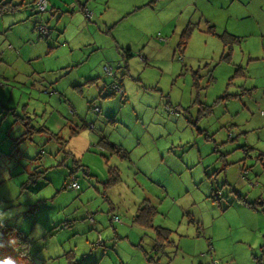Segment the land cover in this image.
<instances>
[{
	"label": "rangeland",
	"instance_id": "374dc122",
	"mask_svg": "<svg viewBox=\"0 0 264 264\" xmlns=\"http://www.w3.org/2000/svg\"><path fill=\"white\" fill-rule=\"evenodd\" d=\"M73 1L58 0L56 17L52 0L0 12V242L11 264H228V182L241 168L246 191L264 184V156L240 146L264 124V0H112L125 11L108 25L90 9L75 17ZM39 23L51 29L41 48ZM225 30L240 41L224 46ZM152 210V226L136 223Z\"/></svg>",
	"mask_w": 264,
	"mask_h": 264
},
{
	"label": "crops",
	"instance_id": "0c3cea01",
	"mask_svg": "<svg viewBox=\"0 0 264 264\" xmlns=\"http://www.w3.org/2000/svg\"><path fill=\"white\" fill-rule=\"evenodd\" d=\"M34 0H31L30 2H33ZM103 2H99V0H74L71 4V11L74 13L73 15L79 16L83 21L84 17L82 14L83 9L88 8L95 13L92 17H90L91 21L93 22L95 15H97V19L94 20V22H100L102 23V17L106 18V21L103 22L105 25H108L109 23H113L114 18H111V13L114 15V12L112 10H116L117 8L122 9V11H125V8L123 5L120 4V2H113L112 0H101ZM126 2H129L130 0H123ZM155 1V0H154ZM161 1V0H159ZM188 5L197 7L199 5H208L212 4L215 9H222L224 8L223 4H219L220 0H184ZM228 3L234 0H224ZM239 1V0H238ZM25 0H19L16 3H11V8L4 10L12 12L13 10H21L22 13L24 10L32 9V7L28 8V5ZM245 3V2H244ZM248 3V2H247ZM264 3V2H263ZM9 4V3H8ZM113 4V5H112ZM217 4V6H215ZM68 6L70 4H67ZM130 6V4L126 5V9ZM137 8V7H135ZM67 11V10H66ZM2 12V11H1ZM62 12V8L59 5L58 0H52V11H51V17H56L59 15V13ZM71 12V13H72ZM129 14V13H126ZM24 14H22L23 16ZM233 14L229 13V17H231ZM21 17V16H20ZM205 17H207L205 15ZM241 17V16H240ZM41 18L44 21V18L41 16ZM239 19V16H238ZM207 21L209 19L207 18ZM188 23H192L190 20ZM187 25V24H186ZM185 25V26H186ZM185 26L182 28V30L185 28ZM258 28L260 29L261 26L258 24ZM264 29V27H262ZM226 29L230 30L229 27H226ZM182 30L179 32L178 39L176 44L178 43L179 36L182 32ZM192 30V26L190 29V32ZM226 31V30H225ZM261 31V29H260ZM38 34H41L38 32ZM172 35H175V33H172ZM190 35V33H189ZM264 36V34H262ZM40 36V35H38ZM176 36V35H175ZM239 36V35H238ZM30 37V38H29ZM28 39L29 41H33L34 35H29ZM51 37V29L50 32L45 34V39L39 40V46L43 44H48ZM189 37V36H188ZM242 36L240 35V38ZM264 40V39H263ZM170 42H173V40H169ZM22 42V41H21ZM187 44V42H186ZM23 45V44H22ZM176 46V45H175ZM126 50H129V54L131 53V49L129 45L125 46ZM39 48V52H37V55H40L41 50ZM118 49H120V46H118ZM122 54V53H121ZM87 77H89L87 75ZM87 79H92V77H89ZM104 84L106 85V81H104ZM103 84V86H104ZM263 110V109H262ZM261 110V111H262ZM261 115H264L260 112ZM255 128H262L261 130H264V124H260L259 126H255ZM258 131L257 134L252 135V137L245 136L243 141L241 142L240 146L245 147L247 149V155L249 153H255V155L259 154L261 156H264V132ZM244 149V148H243ZM254 155V156H255ZM252 156V157H254ZM243 161V160H242ZM239 165V164H238ZM244 169V167H242ZM241 168H239V172L234 171V179L228 182L229 187V194L226 197V200L224 202V231L227 229L229 232H231V235H233V240H231V247H224V257H226L228 260L225 262H228V264H242L239 263L240 260H237L234 254V247H241L246 251L247 254H244V256H248V259L252 261V255L256 258L257 263L260 264L259 260L261 256H258L259 252L262 253V257H264V246L262 245V241L264 242V215H259V210L263 208L264 212V184L262 186H259L253 190V194H251L250 191H246L245 186L243 185L242 179L239 178V175L241 174L240 171ZM262 172L259 174V177H261ZM240 177H243L242 174ZM244 180V179H243ZM245 181V180H244ZM257 185V182L256 184ZM235 188V189H232ZM237 193L236 195H233V193ZM260 207V208H259ZM259 208V209H258ZM227 212H226V211ZM230 211V212H228ZM236 230V231H235ZM235 231V232H234ZM134 241L135 238L132 237ZM143 237L140 236L137 241H139L138 246H140L142 242ZM209 242V249H211L212 243H214V240L208 241ZM230 243V241H229ZM228 243V244H229ZM213 248L215 245H212ZM143 250V249H142ZM144 253V252H143ZM147 253V252H146ZM216 259V258H215ZM263 261V258H262ZM264 262V261H263ZM201 264V263H199ZM251 264H256L254 261H252Z\"/></svg>",
	"mask_w": 264,
	"mask_h": 264
},
{
	"label": "trees",
	"instance_id": "16d2710c",
	"mask_svg": "<svg viewBox=\"0 0 264 264\" xmlns=\"http://www.w3.org/2000/svg\"><path fill=\"white\" fill-rule=\"evenodd\" d=\"M35 1V0H34ZM33 1V2H34ZM9 3V1H5V2H2V3H0V12L2 11H4V10H7V9H10L11 8V6H10V4H8ZM88 9V8H87ZM190 29H191V25L190 24H188L183 30H182V32H181V34H180V36H179V40H178V43H177V47L179 48V47H183L185 44H186V41H187V38H188V36H189V33H190ZM218 36H219V38L221 39V41L223 42V44H224V46L225 45H230L231 43L233 44V42H238V41H240V36H238V35H235V34H231V33H229V32H226V31H224V33H218ZM232 49V47H228L227 48V53L225 54V55H227V56H229V54H230V50ZM129 54V53H128ZM98 108V107H97ZM98 111H99V109H98ZM73 131H75V130H73ZM102 139V141H103V143H106L105 141H104V138H101ZM111 147L112 148H116L114 145H112L111 144ZM72 172L73 171H71V174H72ZM111 172V171H110ZM116 178L115 177H113V176H109V178H108V180H110V181H113V180H115ZM68 182H69V180H68ZM154 212V210H152V212H150V211H148V212H146V213H139V214H137L136 215V223L137 224H141V225H144V226H148V227H150V226H152V213ZM5 234L4 233H0V240H4L3 238H5L6 236H4ZM8 235V234H7ZM17 236H20V234L17 232V234H16ZM6 239V238H5ZM160 238H157L156 237V239H155V241H157V240H159ZM15 242H16V244L18 245V247H19V244L17 243V241H16V239H15ZM21 243V242H20ZM8 245L7 244H5V243H1L0 242V262H3V261H5V260H9V261H13V262H15V259H14V256H15V254H11L10 253V251L8 250ZM20 250H22L23 252L24 251H26V247H23V248H21ZM22 252V253H23ZM144 253H146V252H144ZM24 254V253H23ZM18 255H20V254H17V256ZM25 255V254H24ZM146 255V254H145ZM13 258V259H12Z\"/></svg>",
	"mask_w": 264,
	"mask_h": 264
},
{
	"label": "built area",
	"instance_id": "2783aa9c",
	"mask_svg": "<svg viewBox=\"0 0 264 264\" xmlns=\"http://www.w3.org/2000/svg\"><path fill=\"white\" fill-rule=\"evenodd\" d=\"M32 7L35 8L38 12H42V11H46L47 10V0H35L32 3ZM84 13L86 16H90L91 15V11L87 8L84 9ZM38 32L40 33H47L48 29L41 23H39L38 27ZM104 70L106 73H111V68L107 65L103 66ZM98 109V108H96ZM262 114H264V110L261 111ZM69 187L72 189H79L80 185L78 183V181L75 178H72L69 183H68ZM113 219H118V216L115 215ZM263 261H264V257H263Z\"/></svg>",
	"mask_w": 264,
	"mask_h": 264
},
{
	"label": "clouds",
	"instance_id": "9594fccd",
	"mask_svg": "<svg viewBox=\"0 0 264 264\" xmlns=\"http://www.w3.org/2000/svg\"><path fill=\"white\" fill-rule=\"evenodd\" d=\"M0 264H11V261H9V260H5V261H3V262H0Z\"/></svg>",
	"mask_w": 264,
	"mask_h": 264
},
{
	"label": "bare ground",
	"instance_id": "6f19581e",
	"mask_svg": "<svg viewBox=\"0 0 264 264\" xmlns=\"http://www.w3.org/2000/svg\"><path fill=\"white\" fill-rule=\"evenodd\" d=\"M18 249V248H17Z\"/></svg>",
	"mask_w": 264,
	"mask_h": 264
}]
</instances>
